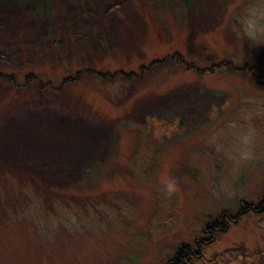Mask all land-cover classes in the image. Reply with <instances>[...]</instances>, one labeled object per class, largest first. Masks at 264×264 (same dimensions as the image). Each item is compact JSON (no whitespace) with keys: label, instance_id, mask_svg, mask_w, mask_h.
I'll return each instance as SVG.
<instances>
[{"label":"rangeland","instance_id":"obj_1","mask_svg":"<svg viewBox=\"0 0 264 264\" xmlns=\"http://www.w3.org/2000/svg\"><path fill=\"white\" fill-rule=\"evenodd\" d=\"M182 1L0 0V264H167L262 195L264 0ZM148 115L184 129L139 159ZM238 246L264 247V209L206 253Z\"/></svg>","mask_w":264,"mask_h":264},{"label":"trees","instance_id":"obj_2","mask_svg":"<svg viewBox=\"0 0 264 264\" xmlns=\"http://www.w3.org/2000/svg\"><path fill=\"white\" fill-rule=\"evenodd\" d=\"M36 2H37V0H36ZM182 2L183 3L186 2L185 4H187V5L190 4V0H188V1L183 0ZM38 8L40 10L45 11L46 5L44 4L41 7L38 5ZM174 55H176L175 61L182 63L187 68H193L197 71L199 70L200 73L215 69V68H213V67H215V64L210 65L209 69H207V68L201 69L200 67L193 65L192 62H186L182 58V56H183L182 53L179 51H176L174 53ZM166 58H169V59L173 58V55H169ZM161 60L162 59H154V61H161ZM216 65L217 66L224 65L228 70L238 71V72L239 71H246L247 69L254 68L253 65H249V64H245L243 66H237V65H234L231 61H227V60H225L223 62H219ZM1 73H3V72H1ZM27 76H31V75H27ZM67 78H69V77H67ZM64 79H66V78H64ZM59 123L60 122H55L53 124H56V126H58ZM68 128H70V127H68ZM183 129H184V124L177 117H174L172 119H167V118L156 117L155 115H148L146 117V120L144 121V123L141 125L139 146H138V149L136 150V153H135L137 155V158L142 159L143 153H147L148 155L149 154L151 155L153 152V149L156 147V145L158 144L159 141H161L164 138L169 137L171 134L174 133L173 131L176 130L177 132H179ZM72 130H76V129H72ZM100 130L103 131V128ZM164 130H165V132H163ZM81 131H79V132H81ZM84 132L86 134L85 136H87L89 138H95L96 134L100 133V132H97L96 130H94V134H93L92 130H89V129H87V131H82L81 133H84ZM32 133H35V132L32 131ZM51 133L53 135L54 131H52ZM80 139H81L80 136L76 137L77 141H79ZM35 141H37V140L31 139V144L37 145L36 143L39 141L34 143ZM77 141L69 143L68 145L70 148H68V146H64V147L60 146V147H57L58 149L57 148L52 149L51 153L50 152H46V153L52 154L54 157L59 158V160L63 159V157H64V159H66L68 161V163L70 164V162L72 161L71 160L72 155H70V154L72 153V150H73V153L75 152V149H76L75 143ZM40 142H42V141H40ZM79 146H81L80 142H79ZM85 154H86V152L79 153L76 155L79 157H82V156L85 157ZM80 159H82V158H80ZM168 220H172V218H169ZM211 221L212 220L206 221L202 225V227L205 224L210 223ZM217 232H221V231H214L213 234H211L209 236L208 241L205 244L201 245V248L196 247L194 244V241L192 243L186 242V241L180 242V244L182 245V248H183L182 251L187 250V253L181 257L183 260V264H229V262H235V263H239V264H264V247L259 248V249L249 250L245 247L238 246V247L226 248L220 252H212L209 255H207L206 248L209 244L213 243L216 240V233ZM193 248H195V249L191 253L189 251V249H193ZM176 249H177V251H179V248L177 246H176L175 250ZM182 251H181V253H185ZM174 260L176 261L177 259L175 258Z\"/></svg>","mask_w":264,"mask_h":264},{"label":"flooded vegetation","instance_id":"obj_3","mask_svg":"<svg viewBox=\"0 0 264 264\" xmlns=\"http://www.w3.org/2000/svg\"><path fill=\"white\" fill-rule=\"evenodd\" d=\"M239 66V65H237ZM216 69V67H213ZM214 69V70H215ZM210 70V71H214ZM239 72H245V71H239ZM249 74L251 75L253 81L255 83H259V74L254 73L255 71H248ZM262 80L261 82H264V73H262ZM259 81V82H258ZM179 119L182 121V119L179 117ZM262 210L264 209V192L262 195L258 196L256 200H249L246 198H240L239 199V208L236 209L235 212H230L228 210H221L219 215L214 216L211 220L210 223L205 224L203 228V234L195 237L194 239V244L196 247L201 248L202 244H205L208 241V238L211 234H213L214 231H226L229 229L231 223L235 222L238 220L239 216H241L243 213L248 212L250 210ZM179 248V251L173 250L171 256H169L167 263L168 264H183L182 256H184L187 253V250L182 251V245L179 243L177 245ZM195 247V248H196ZM189 249V251L192 253L193 250L195 249ZM185 252V253H181ZM177 259L176 261L174 259Z\"/></svg>","mask_w":264,"mask_h":264},{"label":"clouds","instance_id":"obj_4","mask_svg":"<svg viewBox=\"0 0 264 264\" xmlns=\"http://www.w3.org/2000/svg\"><path fill=\"white\" fill-rule=\"evenodd\" d=\"M250 39L252 40H256L257 37L253 34H250ZM176 189H175V186L173 184H170L169 185V193L171 194L172 192H174Z\"/></svg>","mask_w":264,"mask_h":264},{"label":"bare ground","instance_id":"obj_5","mask_svg":"<svg viewBox=\"0 0 264 264\" xmlns=\"http://www.w3.org/2000/svg\"><path fill=\"white\" fill-rule=\"evenodd\" d=\"M53 123V122H52ZM104 131V130H103Z\"/></svg>","mask_w":264,"mask_h":264}]
</instances>
